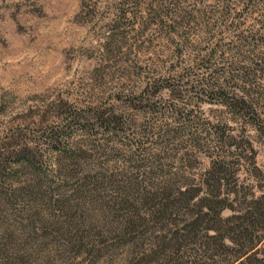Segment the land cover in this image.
I'll use <instances>...</instances> for the list:
<instances>
[{"label": "trees", "instance_id": "trees-1", "mask_svg": "<svg viewBox=\"0 0 264 264\" xmlns=\"http://www.w3.org/2000/svg\"><path fill=\"white\" fill-rule=\"evenodd\" d=\"M186 1L148 0L140 7L146 8L143 26L168 21L169 33L182 39L200 29L209 34L221 24L234 27L239 44L228 50L240 58L224 68L214 67V58L224 57L221 44L204 46L197 61L208 70L188 89L209 99L204 101L223 104L234 116L221 128L212 126L216 142L226 143L228 138L227 144L233 145L235 138L226 130L230 122L256 111L257 102L251 98L255 90L245 87L264 70L259 67L264 58L241 52L243 47L251 52L264 44V36L244 34L240 28L252 12H261L259 27L264 28V0H217L216 10L194 6V11L181 6ZM235 1L241 4L236 13L231 6ZM230 16L229 24L219 20ZM214 18L218 23H210ZM176 45L179 53L181 44ZM237 81L244 83L242 87ZM117 109L110 104L89 112L102 129L97 143L94 128L90 140L72 141L56 129L57 135H49L46 155L14 139L8 147L2 145L1 264H264V192L248 199L249 193L237 188L235 161L227 152L218 147L208 154V168L198 183L174 174L155 177L156 171L148 170L154 158L139 153L142 145L136 143L130 155L113 153L112 143L130 128ZM174 112L188 119V111ZM72 113L78 122L83 117L76 109ZM190 139L198 144L194 134ZM109 154L115 155L103 159Z\"/></svg>", "mask_w": 264, "mask_h": 264}, {"label": "rangeland", "instance_id": "rangeland-1", "mask_svg": "<svg viewBox=\"0 0 264 264\" xmlns=\"http://www.w3.org/2000/svg\"><path fill=\"white\" fill-rule=\"evenodd\" d=\"M217 2L187 0L181 6L191 11L194 6L216 10L220 5ZM147 3L0 0V148L3 144L8 147L14 139L32 144L46 155L49 135H57L56 129L72 141L90 140L96 128L99 134L94 142H100L102 129L89 112L112 104L130 126L125 137L112 143L113 153L130 155L138 143L144 148L139 153L153 156L148 170L152 167L155 177L174 174L198 183L208 168V154L222 147L227 158L235 161L237 188L248 192V199L259 196L264 192V70L244 86L255 90L251 98L257 102L256 111L229 123L226 134L235 138V144H227L231 140L228 138L219 144L212 126L221 128L234 116L223 104L204 101L209 99L188 89L208 70L197 61L204 46L209 49L221 44L224 57L216 56L214 67L224 68L240 58L234 50H228L239 44L237 31L221 24L213 26L209 34L200 29L182 39L169 33L168 21L143 26L146 8L140 7ZM240 5L235 1L232 12H238ZM123 10H127L126 15H122ZM262 18L261 12H252L243 19L240 31L264 36V28L259 27ZM219 20L229 24L231 16ZM213 22L218 23V19H210ZM260 45L251 52L243 47L241 52L264 58V44ZM259 67L264 68V63ZM237 82L241 87L244 84ZM168 85L175 91L167 89ZM74 109L83 114L79 122L72 117ZM176 110L188 111L193 124L189 125L187 117ZM251 118L259 123L251 122ZM192 134L197 145L190 139Z\"/></svg>", "mask_w": 264, "mask_h": 264}]
</instances>
